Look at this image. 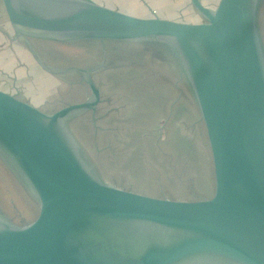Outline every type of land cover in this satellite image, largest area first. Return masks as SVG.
<instances>
[{"label": "water", "instance_id": "water-1", "mask_svg": "<svg viewBox=\"0 0 264 264\" xmlns=\"http://www.w3.org/2000/svg\"><path fill=\"white\" fill-rule=\"evenodd\" d=\"M261 0H190L200 21L128 13L91 0H0L13 34L68 43L158 41L175 57L203 123L210 194L155 196L97 174L71 115L0 88V157L37 210L0 217V264H264V42Z\"/></svg>", "mask_w": 264, "mask_h": 264}, {"label": "rangeland", "instance_id": "rangeland-1", "mask_svg": "<svg viewBox=\"0 0 264 264\" xmlns=\"http://www.w3.org/2000/svg\"><path fill=\"white\" fill-rule=\"evenodd\" d=\"M203 1L210 7L218 2ZM105 6L134 13L110 2ZM258 12L264 42V0ZM172 18L201 20L198 14L185 13ZM1 30L6 38L0 43V88L45 112L91 97L88 81L97 88L98 99L92 107L67 121L97 174L118 186L155 196L210 194L212 164L204 126L185 75L165 46L153 40L68 43L16 35L9 27ZM118 49L119 56L114 53ZM148 96L157 102L146 103ZM142 97L141 104L132 108ZM128 150L133 157L142 154L144 164L124 160ZM36 210L30 189L0 157V217L20 224L31 220Z\"/></svg>", "mask_w": 264, "mask_h": 264}, {"label": "crops", "instance_id": "crops-1", "mask_svg": "<svg viewBox=\"0 0 264 264\" xmlns=\"http://www.w3.org/2000/svg\"><path fill=\"white\" fill-rule=\"evenodd\" d=\"M98 4L106 5L107 2L117 7H126L138 15H146L149 11H155L157 14L166 15L167 17L181 18L183 13L191 17L197 16V13L191 9L190 0H93ZM203 1V0H202ZM204 2V1H203ZM175 7V8H174ZM4 25V27L2 26ZM2 27V28H1ZM0 28H8L3 11L0 7ZM0 29L1 39L6 38L4 32ZM10 29V28H9ZM6 32V31H5Z\"/></svg>", "mask_w": 264, "mask_h": 264}, {"label": "flooded vegetation", "instance_id": "flooded-vegetation-1", "mask_svg": "<svg viewBox=\"0 0 264 264\" xmlns=\"http://www.w3.org/2000/svg\"><path fill=\"white\" fill-rule=\"evenodd\" d=\"M120 52V50L118 49V50H116L114 53L115 54H117L118 56H119V53ZM113 53V54H114ZM112 56V55H111ZM117 57V56H116ZM7 91H9V92H11V93H13L12 91H10V90H7ZM13 94H15V93H13ZM16 95V94H15ZM17 96V95H16ZM135 96H136V94H135ZM18 97V96H17ZM18 98H20V97H18ZM134 98V97H133ZM147 98V100H146V103H149V104H151V102L152 101H155L154 103H156L157 102V99H155V98H149V96L148 97H146ZM149 98V99H148ZM22 99V98H21ZM145 98L144 97H142L141 99H139L138 101H136L135 102V104H134V106L132 107V108H134L136 105H138V103H140L141 104V101H143ZM27 101V100H26ZM28 102H30V101H28ZM31 104H34L33 102H30ZM145 103V104H146ZM153 103V104H154ZM34 105H36V104H34ZM37 106V105H36ZM38 107V106H37ZM153 107H155V106H152V108ZM149 108H150V106H149ZM149 108L147 109V110H149ZM127 134H130V133H128V132H126ZM133 139H135L133 136H131ZM132 150V149H131ZM133 150H136V148L135 149H133ZM131 156V157H130ZM124 160L125 159H127V160H129L130 162H131V159L132 160H138L139 162H141L142 164H144V156L142 157V154H141V156H139V154L138 153H136L135 155H134V157H133V153H131L130 152V150H128V152L127 153H125V155H124ZM135 158V159H134Z\"/></svg>", "mask_w": 264, "mask_h": 264}]
</instances>
